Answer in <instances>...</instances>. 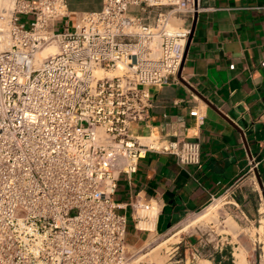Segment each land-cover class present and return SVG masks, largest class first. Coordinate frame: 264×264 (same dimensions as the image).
<instances>
[{"label": "built area", "instance_id": "obj_1", "mask_svg": "<svg viewBox=\"0 0 264 264\" xmlns=\"http://www.w3.org/2000/svg\"><path fill=\"white\" fill-rule=\"evenodd\" d=\"M200 8L102 0L72 13L67 0H0V264H130L129 219L155 233L158 201L115 195L149 152L201 162L200 141L182 131L132 132L149 118L151 88L177 80Z\"/></svg>", "mask_w": 264, "mask_h": 264}, {"label": "crops", "instance_id": "obj_2", "mask_svg": "<svg viewBox=\"0 0 264 264\" xmlns=\"http://www.w3.org/2000/svg\"><path fill=\"white\" fill-rule=\"evenodd\" d=\"M67 1L72 13L102 7V0ZM199 1L181 77L151 88L149 118L132 132L182 131L200 141L201 162L182 165L174 155L149 152L136 174L121 176L115 195L120 205L137 196L158 201L157 235L225 194L249 221L264 218V0ZM193 23L194 16L185 25ZM131 222L127 242L150 235ZM262 252L250 262L264 264V246ZM222 257L215 263L224 264Z\"/></svg>", "mask_w": 264, "mask_h": 264}, {"label": "rangeland", "instance_id": "obj_3", "mask_svg": "<svg viewBox=\"0 0 264 264\" xmlns=\"http://www.w3.org/2000/svg\"><path fill=\"white\" fill-rule=\"evenodd\" d=\"M71 21L74 23L73 19ZM62 24L63 21L58 20L57 25ZM209 211L211 212L210 219H205L178 233L186 226L188 218L208 214ZM229 219L233 220L232 226L229 225ZM128 231L130 233L132 231L130 219ZM182 236L184 240L181 239ZM223 241L224 245L221 244ZM128 245L131 256L130 264H217L215 260L220 255L223 256L224 264H237V255L242 251L247 264H259L251 263L250 257L255 259L259 257V253H263L264 218L255 222L249 221L233 203L232 195L225 194L212 200L195 214L185 216L172 231L162 235L152 233L143 240L133 242L128 240ZM155 248H160L156 250V253H159L162 259L156 260L153 255L145 257ZM196 252L199 253V258L193 257ZM139 259L141 261H138Z\"/></svg>", "mask_w": 264, "mask_h": 264}, {"label": "bare ground", "instance_id": "obj_4", "mask_svg": "<svg viewBox=\"0 0 264 264\" xmlns=\"http://www.w3.org/2000/svg\"><path fill=\"white\" fill-rule=\"evenodd\" d=\"M57 51V48L55 47V46H49V47H46L42 52H41V57H44V56H46L47 54H49V53H55ZM101 71H98L97 72V74H100L101 75ZM116 73L115 72H110L109 73V76H113V75H115ZM213 208V207H212ZM211 209V208H210ZM219 210V209H218ZM210 211H212V209L210 210ZM209 211V213L207 214H203V215H197V216H195V217H190V218H188L187 220H186V226L182 229V230H185V229H187L188 227H190V226H193V225H195V224H197V223H199V222H202L203 220H205V219H210V214H211V212ZM212 217V216H211ZM229 222H230V224H229ZM229 222H228V224L229 225H233L234 223H233V220H231V219H229ZM233 223V224H232ZM234 228H235V225H234ZM234 228H232V229H234ZM182 230H180V231H178V233L179 232H181ZM167 242V241H166ZM160 249V248H159ZM158 248H155V249H153L152 251H150L149 253H147L146 255H145V257L146 256H149V255H153V258L154 259H156V260H159V259H162L161 258V256L159 255V253H156V250L158 251L159 250ZM240 251V250H239ZM241 253H242V255H241ZM239 255H237V264H247L245 261H244V258H245V254H244V252L242 251V252H240V253H238ZM243 256V257H242ZM138 261H141L140 259L138 260ZM137 261V262H138ZM158 262H161V261H158ZM160 264V263H159Z\"/></svg>", "mask_w": 264, "mask_h": 264}, {"label": "water", "instance_id": "obj_5", "mask_svg": "<svg viewBox=\"0 0 264 264\" xmlns=\"http://www.w3.org/2000/svg\"><path fill=\"white\" fill-rule=\"evenodd\" d=\"M196 20H197V13L194 15V23H193V26H192V28H191L190 36H189L188 43H187L186 50H185V54H184V59H183V62H182V66H181L180 71H179V73H178V76H179V77H181V70H182V68H183L184 60H185V58H186V56H187V52H188V49H189V42H190V40H191V38H192L193 31H194V29H195ZM261 185H262V184H261Z\"/></svg>", "mask_w": 264, "mask_h": 264}]
</instances>
